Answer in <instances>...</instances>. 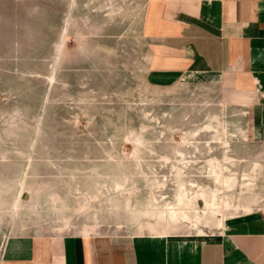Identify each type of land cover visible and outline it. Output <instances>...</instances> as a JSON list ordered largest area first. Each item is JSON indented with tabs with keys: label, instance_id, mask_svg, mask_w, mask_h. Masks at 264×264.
Here are the masks:
<instances>
[{
	"label": "rangeland",
	"instance_id": "374dc122",
	"mask_svg": "<svg viewBox=\"0 0 264 264\" xmlns=\"http://www.w3.org/2000/svg\"><path fill=\"white\" fill-rule=\"evenodd\" d=\"M143 2L0 0V252L22 232H153L165 223L145 212L174 201L179 175L190 194L217 186L212 160L240 179L257 166L241 201L264 207L252 93L225 73L150 71Z\"/></svg>",
	"mask_w": 264,
	"mask_h": 264
},
{
	"label": "crops",
	"instance_id": "0c3cea01",
	"mask_svg": "<svg viewBox=\"0 0 264 264\" xmlns=\"http://www.w3.org/2000/svg\"><path fill=\"white\" fill-rule=\"evenodd\" d=\"M139 17L150 71L231 76L252 93L253 128L264 135V0H144ZM223 221L209 233L127 226L15 233L0 264H264V207Z\"/></svg>",
	"mask_w": 264,
	"mask_h": 264
},
{
	"label": "bare ground",
	"instance_id": "6f19581e",
	"mask_svg": "<svg viewBox=\"0 0 264 264\" xmlns=\"http://www.w3.org/2000/svg\"><path fill=\"white\" fill-rule=\"evenodd\" d=\"M223 144L226 145V142H223ZM229 163L231 161L227 158L222 162L217 160L209 162V178L218 187L214 186V188H211L208 194H205L203 190H197L190 194L183 177L180 178L179 175L174 201L163 206L160 205L161 207L152 204V210L145 212L157 221L165 223V226L154 228V231L156 233H166L168 231L166 225H186L193 227L198 233H204L203 225L220 227L224 222V218L232 214L229 212L230 210L242 209L250 211V206L242 204L241 200L245 198L243 197L245 193H250L252 188H254L253 179L257 176V166H253L251 175H243L242 179H240L241 177H236L235 174H226V171L230 172L227 167ZM237 189L239 190V196L237 200H234L233 194ZM245 202L249 203L250 201L247 200ZM219 214L222 217L216 223L213 217L219 216Z\"/></svg>",
	"mask_w": 264,
	"mask_h": 264
}]
</instances>
